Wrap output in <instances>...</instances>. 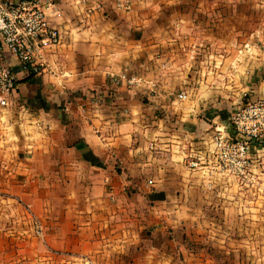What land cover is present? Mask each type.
Returning a JSON list of instances; mask_svg holds the SVG:
<instances>
[{"label":"crops","instance_id":"1","mask_svg":"<svg viewBox=\"0 0 264 264\" xmlns=\"http://www.w3.org/2000/svg\"><path fill=\"white\" fill-rule=\"evenodd\" d=\"M115 1L58 0L41 74L9 58L0 264H264V145L245 182L211 167L264 96V0Z\"/></svg>","mask_w":264,"mask_h":264},{"label":"built area","instance_id":"2","mask_svg":"<svg viewBox=\"0 0 264 264\" xmlns=\"http://www.w3.org/2000/svg\"><path fill=\"white\" fill-rule=\"evenodd\" d=\"M57 1L0 0V108L11 104L16 89L17 75L9 58L18 62L25 75H39L45 70L41 49L60 42L59 30L47 20L48 11ZM115 6L128 8L130 0H116ZM133 80L126 81L132 83ZM177 96L187 98L184 91ZM229 125L230 134L221 130L211 134L214 159L211 167L213 171L232 174L245 182L252 178V150L264 145V96L239 104L229 116ZM188 165L197 167L199 164L188 161ZM32 224L34 234L42 238L41 221L35 217Z\"/></svg>","mask_w":264,"mask_h":264},{"label":"rangeland","instance_id":"3","mask_svg":"<svg viewBox=\"0 0 264 264\" xmlns=\"http://www.w3.org/2000/svg\"><path fill=\"white\" fill-rule=\"evenodd\" d=\"M259 23H261V21L260 20H257ZM257 21H255V22H257ZM253 22V21H252ZM244 24V21L242 22V25ZM244 38V37H243Z\"/></svg>","mask_w":264,"mask_h":264},{"label":"trees","instance_id":"4","mask_svg":"<svg viewBox=\"0 0 264 264\" xmlns=\"http://www.w3.org/2000/svg\"><path fill=\"white\" fill-rule=\"evenodd\" d=\"M30 76H32V75H30ZM27 77H29V76H27Z\"/></svg>","mask_w":264,"mask_h":264}]
</instances>
